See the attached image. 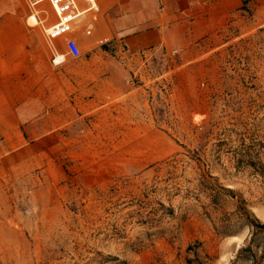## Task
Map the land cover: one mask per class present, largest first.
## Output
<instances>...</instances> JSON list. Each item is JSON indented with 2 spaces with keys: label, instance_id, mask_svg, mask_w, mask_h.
<instances>
[{
  "label": "rangeland",
  "instance_id": "1",
  "mask_svg": "<svg viewBox=\"0 0 264 264\" xmlns=\"http://www.w3.org/2000/svg\"><path fill=\"white\" fill-rule=\"evenodd\" d=\"M180 1L137 48L102 0L55 64L48 0H0V264H264V0L185 44Z\"/></svg>",
  "mask_w": 264,
  "mask_h": 264
},
{
  "label": "crops",
  "instance_id": "2",
  "mask_svg": "<svg viewBox=\"0 0 264 264\" xmlns=\"http://www.w3.org/2000/svg\"><path fill=\"white\" fill-rule=\"evenodd\" d=\"M162 2L164 0H128V3L120 4L119 8L126 15L123 18L118 16L119 19L113 25L115 26L114 31L129 35L132 45L137 48L148 45L158 46L165 42L167 43L169 40L171 41L173 34L170 31L172 30L165 25L164 16L161 15L160 17L157 11L158 5ZM167 2L170 3V0H167ZM255 2L256 0H181L180 5H177L175 8L179 9L181 14L184 13L188 16L193 29L187 33H183L182 36L178 35L179 38L178 41L176 40V43L185 44L190 38L192 40L194 37L198 38L203 35L212 34L223 27L236 12L245 6L255 4ZM150 11L154 14L153 19L159 24V27L152 20H150L149 26H145V23L148 22L147 16H149V19L151 17L149 15ZM114 13H117L116 7ZM0 116H5V112H0ZM19 118H22L21 110L19 111ZM20 154H22V145L2 153L0 163L2 165L21 164L22 158L16 157L20 156Z\"/></svg>",
  "mask_w": 264,
  "mask_h": 264
},
{
  "label": "built area",
  "instance_id": "3",
  "mask_svg": "<svg viewBox=\"0 0 264 264\" xmlns=\"http://www.w3.org/2000/svg\"><path fill=\"white\" fill-rule=\"evenodd\" d=\"M43 0H39L41 2ZM102 0H48L55 11V22L45 30L46 40L53 56V62L60 64L65 60L66 55L77 57L80 55V45L76 31L79 27L81 12L90 15L92 18L84 25V34L91 35L94 31L95 21L102 10ZM35 2H37L35 0ZM63 40V47L66 53L60 50L57 43ZM58 55L63 58L58 60Z\"/></svg>",
  "mask_w": 264,
  "mask_h": 264
},
{
  "label": "bare ground",
  "instance_id": "4",
  "mask_svg": "<svg viewBox=\"0 0 264 264\" xmlns=\"http://www.w3.org/2000/svg\"><path fill=\"white\" fill-rule=\"evenodd\" d=\"M37 2H39V0H36ZM39 12V11H38ZM82 14H81V16H80V18H79V21L78 22H82L83 23V19L85 18V19H88L87 18V14L86 13H83V12H81ZM40 23V21H39V19H38V17L36 16V14H31L30 15V17H29V24L30 25H37V24H39ZM21 25H20V23H19V21H18V18L17 17H14V18H12L11 19V21H10V25L7 27V29L8 30H21ZM78 29H79V27H78ZM77 29V30H78ZM76 34H78V31H76L75 32ZM58 57V60H61L63 57L61 56V55H58L57 56ZM197 118H199V117H197Z\"/></svg>",
  "mask_w": 264,
  "mask_h": 264
},
{
  "label": "trees",
  "instance_id": "5",
  "mask_svg": "<svg viewBox=\"0 0 264 264\" xmlns=\"http://www.w3.org/2000/svg\"><path fill=\"white\" fill-rule=\"evenodd\" d=\"M252 225L264 231V223L257 221L256 223H253Z\"/></svg>",
  "mask_w": 264,
  "mask_h": 264
}]
</instances>
